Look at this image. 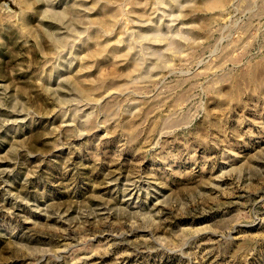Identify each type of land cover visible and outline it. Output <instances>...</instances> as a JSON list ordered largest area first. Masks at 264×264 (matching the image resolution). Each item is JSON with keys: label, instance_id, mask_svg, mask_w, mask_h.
Segmentation results:
<instances>
[{"label": "rangeland", "instance_id": "1", "mask_svg": "<svg viewBox=\"0 0 264 264\" xmlns=\"http://www.w3.org/2000/svg\"><path fill=\"white\" fill-rule=\"evenodd\" d=\"M0 264H264V0H0Z\"/></svg>", "mask_w": 264, "mask_h": 264}]
</instances>
